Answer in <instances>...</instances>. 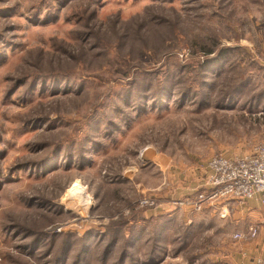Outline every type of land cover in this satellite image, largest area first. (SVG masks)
Here are the masks:
<instances>
[{"label":"rangeland","instance_id":"obj_1","mask_svg":"<svg viewBox=\"0 0 264 264\" xmlns=\"http://www.w3.org/2000/svg\"><path fill=\"white\" fill-rule=\"evenodd\" d=\"M262 142L264 0H0V264H232L174 200Z\"/></svg>","mask_w":264,"mask_h":264},{"label":"built area","instance_id":"obj_2","mask_svg":"<svg viewBox=\"0 0 264 264\" xmlns=\"http://www.w3.org/2000/svg\"><path fill=\"white\" fill-rule=\"evenodd\" d=\"M204 172V188L196 190L193 197L176 199L174 203L194 211L235 199L242 202L254 199L264 206V142L249 154H215L207 162ZM140 204L159 206L158 199L153 196H144ZM258 234L259 228L253 225L246 232H236L234 237L253 239ZM241 264H264V256Z\"/></svg>","mask_w":264,"mask_h":264},{"label":"crops","instance_id":"obj_3","mask_svg":"<svg viewBox=\"0 0 264 264\" xmlns=\"http://www.w3.org/2000/svg\"><path fill=\"white\" fill-rule=\"evenodd\" d=\"M201 179H203L204 182L205 177L202 175ZM232 201L240 203H238L235 208V211L238 213V218L244 220L247 219V221L249 222L248 228L253 225L259 228L258 236L256 238H253L252 241H248V243L244 245L241 254L235 253L234 255H232V264H239L238 262L240 261L242 263H245L251 261L256 257L264 256V206L258 200L254 199L247 200L244 202L235 199L220 203L219 205L211 208H214L213 211L215 212L220 211L226 214L229 212V205ZM148 218L150 217H147V219ZM241 225L243 226V223ZM142 237H144V235H142Z\"/></svg>","mask_w":264,"mask_h":264}]
</instances>
